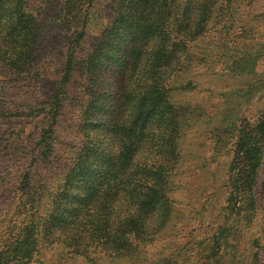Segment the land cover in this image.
<instances>
[{"label":"rangeland","instance_id":"obj_1","mask_svg":"<svg viewBox=\"0 0 264 264\" xmlns=\"http://www.w3.org/2000/svg\"><path fill=\"white\" fill-rule=\"evenodd\" d=\"M40 1L34 5L41 42L38 66L50 75L70 32L57 23L60 0ZM220 1L215 0L207 25L186 45L184 64L161 69L158 85L148 76L132 84L146 93L158 86L167 105L150 118L135 157L130 185L137 194L115 204L116 218L130 230L120 227L114 234L128 233L127 239L103 238L81 252V245L73 246L66 230L59 229L41 242L37 264H264V153L255 185L257 210L247 221L246 211L233 208L229 176L235 147L232 132H226L229 126L234 129L233 122L264 123V0H232L224 11ZM112 3L97 0L91 8L87 42L102 38L113 18ZM118 71L105 68L95 93L109 91L112 82L116 90L125 86ZM38 84L0 74V246L26 223L24 194L40 191L42 210L47 209L59 193V173L69 159L99 144L85 135L94 129L90 117L105 110L99 118L109 119L121 108L105 95L99 103L105 109L92 102L87 111L93 88L71 85L50 135L46 123L40 124L41 103L49 93L39 92ZM185 109L187 120L173 127L171 117ZM154 199L155 208L146 209Z\"/></svg>","mask_w":264,"mask_h":264},{"label":"trees","instance_id":"obj_2","mask_svg":"<svg viewBox=\"0 0 264 264\" xmlns=\"http://www.w3.org/2000/svg\"><path fill=\"white\" fill-rule=\"evenodd\" d=\"M96 1L60 0L57 23L70 35L59 52L61 60L56 71L47 75L38 66L41 42L38 9L34 5L41 1L0 0V74L11 76L15 82L39 83L38 91L43 95L49 93L41 103L40 124L46 123L49 128L45 133H54L52 126L71 85L93 88L87 111L92 102L98 109H105L99 104L105 95L121 105L109 119L99 118L105 110L98 116L90 115L94 129H87L85 135L89 142L97 139L99 144L69 159L68 167L64 166L59 173L61 183L56 191L59 193L47 209L42 210L45 201L40 191L31 193L29 189L24 194L21 205L26 223L23 221L4 239L0 264H37L41 242L59 229L66 230L73 246L81 245V252L87 246L101 243L99 240L103 238L127 239L128 233L114 234L120 227L124 232L130 230L123 219L116 218L115 204L122 196L131 201L137 194L130 185V175L138 149L145 141L144 131L151 117L159 115L167 105L160 90L157 91L158 86L146 93L137 92L132 84L150 77L158 85L161 69L184 64L188 56L186 45L207 25L205 17L215 5V0H113V18L102 38L87 42L90 10ZM231 2L221 0L220 10L228 9ZM105 68H112L115 73L119 70L123 84L129 85L116 90L112 82L109 91L96 94L94 87L100 88ZM50 80V84L45 83ZM125 101L127 105L122 107ZM187 116L185 109L174 114L170 123L176 127ZM232 124L233 131L228 125L226 132H232L235 147L229 176L236 206L233 208L246 211L249 221L257 210L255 185L264 153V123ZM97 147H101L100 152ZM94 151L101 154L98 159L97 155L92 156ZM155 205L154 199L146 209L152 210Z\"/></svg>","mask_w":264,"mask_h":264}]
</instances>
